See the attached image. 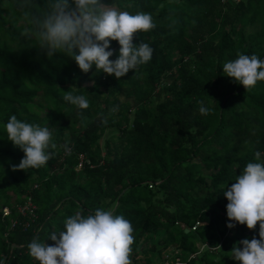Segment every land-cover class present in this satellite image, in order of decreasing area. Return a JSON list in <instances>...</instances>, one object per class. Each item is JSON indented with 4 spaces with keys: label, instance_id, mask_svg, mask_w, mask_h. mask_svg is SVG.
<instances>
[{
    "label": "trees",
    "instance_id": "trees-1",
    "mask_svg": "<svg viewBox=\"0 0 264 264\" xmlns=\"http://www.w3.org/2000/svg\"><path fill=\"white\" fill-rule=\"evenodd\" d=\"M117 3L151 13L156 25L133 38L153 48L151 60L121 78L19 47L0 17V259L39 264L27 248L33 238L54 244L47 235L68 215L103 207L131 221L132 264H240L230 250L259 238V222L228 227L222 191L256 150L264 154V81L246 91L222 65L239 52L264 58V0ZM65 91L84 94L89 107L71 105ZM13 114L52 130L45 166L12 167L24 155L3 127ZM81 157L90 164L78 168ZM28 198L36 218L19 213Z\"/></svg>",
    "mask_w": 264,
    "mask_h": 264
},
{
    "label": "clouds",
    "instance_id": "clouds-1",
    "mask_svg": "<svg viewBox=\"0 0 264 264\" xmlns=\"http://www.w3.org/2000/svg\"><path fill=\"white\" fill-rule=\"evenodd\" d=\"M4 9L7 12L3 11ZM0 17L8 19L22 42L37 46L48 58L58 54L73 59L83 73L95 72L124 77L129 70L151 60L153 48L134 42V35L155 28L151 13L130 12L117 0H0ZM112 41L118 50L110 47ZM110 57H114L110 59ZM223 73L242 84L246 91L264 81V58L239 52L222 65ZM63 99L79 109L89 107L84 94L65 91ZM201 113L209 109L201 103ZM7 139L24 153L19 169H39L51 157L53 133L47 125L30 123L11 115L3 125ZM230 186L227 198L228 227L237 223L253 229L259 222V238H243L231 248V258L240 264H264V154L256 150ZM134 229L130 220L111 208L97 207L89 214L76 211L68 215L63 229L51 231L54 244L33 238L27 245L29 255L39 264H132ZM0 264H5L0 259Z\"/></svg>",
    "mask_w": 264,
    "mask_h": 264
},
{
    "label": "built area",
    "instance_id": "built-area-1",
    "mask_svg": "<svg viewBox=\"0 0 264 264\" xmlns=\"http://www.w3.org/2000/svg\"><path fill=\"white\" fill-rule=\"evenodd\" d=\"M84 164L89 165L90 161L85 160L83 157H81V162H80L78 168H81ZM18 210L22 216H24L28 219H31V217L36 218V216H35L36 206L32 203L30 198L27 199L26 203L22 207H18ZM9 214H10L9 209L5 208L4 212H3V217L8 216ZM16 224H18V222L13 220L11 223V228L15 227ZM29 225H30V223L26 222L23 224V228L27 229L29 227ZM178 264H180V263H178Z\"/></svg>",
    "mask_w": 264,
    "mask_h": 264
},
{
    "label": "rangeland",
    "instance_id": "rangeland-1",
    "mask_svg": "<svg viewBox=\"0 0 264 264\" xmlns=\"http://www.w3.org/2000/svg\"><path fill=\"white\" fill-rule=\"evenodd\" d=\"M101 142H102V144H103V142H104V141L102 140ZM168 251H170V249H168ZM163 256H164V257H165V256H167V253H166V252H164V255H163ZM138 258H139V260H141V259L143 258V256H142V255H140Z\"/></svg>",
    "mask_w": 264,
    "mask_h": 264
},
{
    "label": "water",
    "instance_id": "water-1",
    "mask_svg": "<svg viewBox=\"0 0 264 264\" xmlns=\"http://www.w3.org/2000/svg\"><path fill=\"white\" fill-rule=\"evenodd\" d=\"M186 232H188V230L186 229Z\"/></svg>",
    "mask_w": 264,
    "mask_h": 264
}]
</instances>
